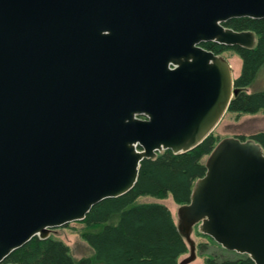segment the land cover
<instances>
[{"label":"water","instance_id":"water-1","mask_svg":"<svg viewBox=\"0 0 264 264\" xmlns=\"http://www.w3.org/2000/svg\"><path fill=\"white\" fill-rule=\"evenodd\" d=\"M234 18L263 19L264 0H0V263L211 135L238 91L200 45L255 48ZM205 169L177 211L179 264L195 226L264 264L263 149L225 138Z\"/></svg>","mask_w":264,"mask_h":264},{"label":"trees","instance_id":"trees-1","mask_svg":"<svg viewBox=\"0 0 264 264\" xmlns=\"http://www.w3.org/2000/svg\"><path fill=\"white\" fill-rule=\"evenodd\" d=\"M223 26L236 32L254 33L257 41L255 48L226 47L214 42L202 43L201 47L217 56L231 51L240 58L241 72L234 81L238 93L227 112L255 115L264 110V91L247 93V90L264 65V18H234ZM249 139L264 151V132L255 133ZM215 143L211 134L189 152L173 154L166 150L155 159L142 160L137 182L129 192L94 205L80 221L90 230L83 234V238L94 251V261L97 264H177L178 258L187 252V245L169 210L160 204H136V200L143 195L157 199L170 195L178 206L188 204L195 181L206 172L200 160L212 152ZM92 263L88 258L75 260L68 247L60 241L51 237H34L0 264ZM206 264L254 263L243 255L220 262L207 259Z\"/></svg>","mask_w":264,"mask_h":264},{"label":"rangeland","instance_id":"rangeland-1","mask_svg":"<svg viewBox=\"0 0 264 264\" xmlns=\"http://www.w3.org/2000/svg\"><path fill=\"white\" fill-rule=\"evenodd\" d=\"M229 65L232 67L234 79H236L241 72L242 62L235 53L231 51L224 52L221 55ZM264 91V65L259 70L256 78L247 93ZM264 132V110L255 115H236L234 113L226 112L222 117L217 127L212 132L215 138V146L223 139L230 137H243L245 140L249 139L253 134ZM208 156H204L200 162L205 166ZM160 204L165 206L172 217L175 225L178 223L177 211L179 206L173 201L172 197L168 195L165 199H157L152 196L143 195L136 200V204ZM90 231L81 222H71L62 227L53 228L50 231V237L62 242L68 247L70 255L75 260L88 258L92 264H97L94 261V251L83 238L85 232ZM191 239L195 245L196 258L189 264H206L207 259L215 261H223L229 259H238L243 255L233 251H228L222 248L210 237L203 235L198 226H195L191 233ZM189 256V246L187 245V252L178 258L177 264ZM245 256V255H244Z\"/></svg>","mask_w":264,"mask_h":264},{"label":"bare ground","instance_id":"bare-ground-1","mask_svg":"<svg viewBox=\"0 0 264 264\" xmlns=\"http://www.w3.org/2000/svg\"><path fill=\"white\" fill-rule=\"evenodd\" d=\"M231 69H232V67H231Z\"/></svg>","mask_w":264,"mask_h":264},{"label":"crops","instance_id":"crops-1","mask_svg":"<svg viewBox=\"0 0 264 264\" xmlns=\"http://www.w3.org/2000/svg\"><path fill=\"white\" fill-rule=\"evenodd\" d=\"M245 116V115H244ZM249 116V115H248Z\"/></svg>","mask_w":264,"mask_h":264}]
</instances>
